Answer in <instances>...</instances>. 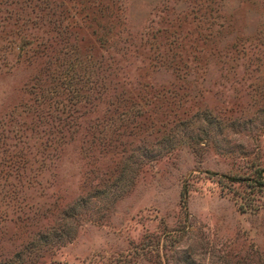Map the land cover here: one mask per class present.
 Masks as SVG:
<instances>
[{"label":"rangeland","instance_id":"obj_1","mask_svg":"<svg viewBox=\"0 0 264 264\" xmlns=\"http://www.w3.org/2000/svg\"><path fill=\"white\" fill-rule=\"evenodd\" d=\"M260 172L264 0H0V264H264Z\"/></svg>","mask_w":264,"mask_h":264},{"label":"trees","instance_id":"obj_2","mask_svg":"<svg viewBox=\"0 0 264 264\" xmlns=\"http://www.w3.org/2000/svg\"><path fill=\"white\" fill-rule=\"evenodd\" d=\"M260 174V176H261V178H264V172L263 173H259ZM232 180H241L242 178L241 177H236V176H234V177H232L231 178ZM262 182L263 181H261V179H260V184H262Z\"/></svg>","mask_w":264,"mask_h":264}]
</instances>
